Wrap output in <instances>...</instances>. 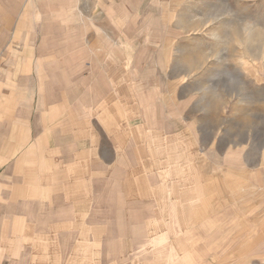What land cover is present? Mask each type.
<instances>
[{"label": "crops", "instance_id": "crops-1", "mask_svg": "<svg viewBox=\"0 0 264 264\" xmlns=\"http://www.w3.org/2000/svg\"><path fill=\"white\" fill-rule=\"evenodd\" d=\"M125 7L0 0V264L264 261V159L128 71Z\"/></svg>", "mask_w": 264, "mask_h": 264}, {"label": "rangeland", "instance_id": "rangeland-1", "mask_svg": "<svg viewBox=\"0 0 264 264\" xmlns=\"http://www.w3.org/2000/svg\"><path fill=\"white\" fill-rule=\"evenodd\" d=\"M120 17L128 71L173 95L176 109L189 102L205 140L218 137L223 163L230 149L261 163L264 0H126Z\"/></svg>", "mask_w": 264, "mask_h": 264}]
</instances>
